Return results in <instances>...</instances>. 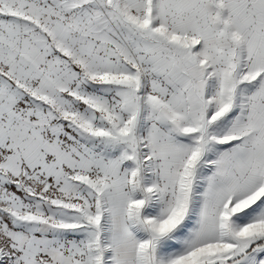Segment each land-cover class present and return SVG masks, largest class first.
<instances>
[{
  "label": "snow or ice",
  "instance_id": "obj_1",
  "mask_svg": "<svg viewBox=\"0 0 264 264\" xmlns=\"http://www.w3.org/2000/svg\"><path fill=\"white\" fill-rule=\"evenodd\" d=\"M0 264H264V0H0Z\"/></svg>",
  "mask_w": 264,
  "mask_h": 264
}]
</instances>
